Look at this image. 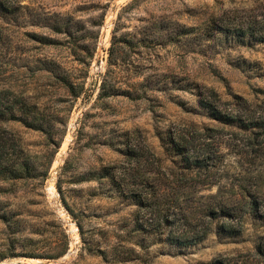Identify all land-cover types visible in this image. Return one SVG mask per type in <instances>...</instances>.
<instances>
[{
  "label": "rangeland",
  "instance_id": "obj_1",
  "mask_svg": "<svg viewBox=\"0 0 264 264\" xmlns=\"http://www.w3.org/2000/svg\"><path fill=\"white\" fill-rule=\"evenodd\" d=\"M8 1L16 12L0 16V91L49 116L44 133L8 128L33 155L61 145L48 179L6 185L0 264H257L262 224L189 248L158 243L134 231L136 208L106 174L133 172L129 151L171 166V138L230 152L238 129L201 100L262 104L264 44L223 39L214 25L264 13V0ZM114 248L131 254L117 262Z\"/></svg>",
  "mask_w": 264,
  "mask_h": 264
},
{
  "label": "trees",
  "instance_id": "obj_2",
  "mask_svg": "<svg viewBox=\"0 0 264 264\" xmlns=\"http://www.w3.org/2000/svg\"><path fill=\"white\" fill-rule=\"evenodd\" d=\"M15 12L12 2L0 0V16L7 18ZM214 30L226 40L232 37L242 44L246 40L264 44V13L222 20ZM3 38L0 31V43ZM63 82L72 88L67 79ZM81 94L72 91L71 96L78 99ZM235 99L232 104L201 100L213 120L238 129L230 152L223 153L221 143L217 148L209 144L197 147L187 138H171V151L175 153L171 166L161 160L148 162L129 151V160L138 163L133 172L107 171L106 178L118 189L122 201L136 208L135 232L158 243L189 248L213 235L242 237L257 224L264 230V102ZM47 118L38 103H29L8 90L0 91V197L9 193L7 184L48 179L61 141L43 156L33 155L8 128L19 124L44 133ZM228 155L234 157L230 163L226 162ZM262 234L254 247L257 264H264V231ZM120 249L113 250L117 262H121V254H131ZM213 264L251 263L248 256L235 261L220 259Z\"/></svg>",
  "mask_w": 264,
  "mask_h": 264
}]
</instances>
